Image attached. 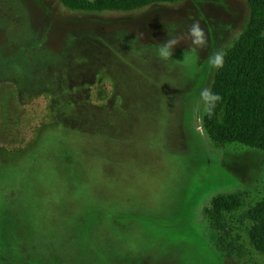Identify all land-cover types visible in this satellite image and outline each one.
Wrapping results in <instances>:
<instances>
[{"label":"rangeland","instance_id":"374dc122","mask_svg":"<svg viewBox=\"0 0 264 264\" xmlns=\"http://www.w3.org/2000/svg\"><path fill=\"white\" fill-rule=\"evenodd\" d=\"M250 14L247 0H0V264H264L249 241L264 153L214 142L196 107L218 71L207 59L238 45ZM197 21L207 47L185 39L160 61L158 45ZM222 194L241 206L243 259L219 250L207 218Z\"/></svg>","mask_w":264,"mask_h":264},{"label":"trees","instance_id":"16d2710c","mask_svg":"<svg viewBox=\"0 0 264 264\" xmlns=\"http://www.w3.org/2000/svg\"><path fill=\"white\" fill-rule=\"evenodd\" d=\"M184 0H60L68 9L82 12H132L155 4H176ZM250 22L238 45L224 59L211 87L222 97L209 118L211 139L219 145H242L264 153V0H247ZM8 96L2 107L8 108ZM6 121V120H5ZM241 209L234 195H219L212 201L207 218L215 231L217 247L228 258L243 259L239 227L234 215ZM237 215V214H236ZM250 245L264 256V213L255 220ZM242 224V223H241ZM235 236L236 242L233 241Z\"/></svg>","mask_w":264,"mask_h":264},{"label":"clouds","instance_id":"9594fccd","mask_svg":"<svg viewBox=\"0 0 264 264\" xmlns=\"http://www.w3.org/2000/svg\"><path fill=\"white\" fill-rule=\"evenodd\" d=\"M142 36L143 33H138L135 40L141 39ZM185 39L191 41V51L193 52L197 49L203 50L208 45V39L204 29L198 21L193 22L185 35L179 37H168L166 41L158 45L156 53L158 59L160 61H168L173 56V50L181 44L182 40ZM224 57L225 52L222 49L217 50L209 56L207 64L211 69H220L224 66ZM221 101L222 97L219 94L213 93L210 88H202L200 90L199 100L196 102V107L199 109L202 105L204 111L207 114L212 115L214 109Z\"/></svg>","mask_w":264,"mask_h":264}]
</instances>
